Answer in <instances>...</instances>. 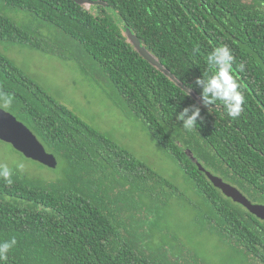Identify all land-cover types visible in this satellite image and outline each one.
<instances>
[{
	"label": "trees",
	"instance_id": "16d2710c",
	"mask_svg": "<svg viewBox=\"0 0 264 264\" xmlns=\"http://www.w3.org/2000/svg\"><path fill=\"white\" fill-rule=\"evenodd\" d=\"M88 1L99 3L0 0V44L59 58L79 49L108 81L112 104L143 124L182 180L84 122L0 51V107L57 160L37 163L58 173L51 181L13 170L11 184L0 178V240L17 241L0 264H209L197 247L209 236L219 241L217 264H264V220L221 194L187 155L264 205V0ZM10 9L66 41L49 45ZM126 31L196 98L142 57ZM223 45L245 98L234 119L220 101L206 107L196 84L212 74L207 56ZM192 105L200 117L188 131L176 116L184 108L191 115ZM175 206L190 215L183 231Z\"/></svg>",
	"mask_w": 264,
	"mask_h": 264
},
{
	"label": "rangeland",
	"instance_id": "374dc122",
	"mask_svg": "<svg viewBox=\"0 0 264 264\" xmlns=\"http://www.w3.org/2000/svg\"><path fill=\"white\" fill-rule=\"evenodd\" d=\"M3 9L4 7L2 11ZM10 10L8 14L13 20L18 24H26L36 29L49 45L54 41L61 44L66 41L64 35L62 37L59 33L45 28L41 22H35L36 20L32 18L20 15L21 12L24 13L23 11ZM9 47L6 50L0 44V51L6 54L52 98L66 106L84 122L111 136L119 145L127 148L134 156L144 160L164 176L169 177L179 173L174 181L181 182L182 177L179 170L173 173L175 169H178L177 164L164 152H159L156 149L155 143L149 138L147 130L140 121L126 117L112 104L113 92L108 81L96 65L90 62L85 54H81L79 49H71L75 53V57L59 58L56 55L42 53L27 47L16 45H9ZM0 109L17 118L7 104L5 109L2 107ZM16 120L20 122V120ZM19 164H22L23 168H18ZM0 165H6L10 170L27 177H44L45 181H51L58 175L53 172L54 169H48L37 162L26 159L14 151L9 144L1 141ZM173 213L178 222L175 230L183 231L182 224H185V219L190 217L187 209L175 206ZM219 246L218 239L212 236L202 237L200 244L197 245L201 256L209 264H217Z\"/></svg>",
	"mask_w": 264,
	"mask_h": 264
},
{
	"label": "clouds",
	"instance_id": "9594fccd",
	"mask_svg": "<svg viewBox=\"0 0 264 264\" xmlns=\"http://www.w3.org/2000/svg\"><path fill=\"white\" fill-rule=\"evenodd\" d=\"M233 61L234 57L227 45L213 48L207 56V63L213 69L212 74L202 73V77L196 79V84L200 86L201 100L206 107L220 101L225 107L227 115L234 119L240 116L245 98L242 91H240L241 85L233 71ZM185 92L189 95L188 91ZM190 107L191 115H188L190 108H184L176 116L178 121H183L182 126L188 131H191L198 125L197 118L200 117V108L196 105ZM185 117L187 118L185 119ZM17 167L23 168V165L19 164ZM12 175L13 173L8 166L0 165V178H3L7 183L11 184ZM16 243L17 241L14 237L0 240V262L7 260L9 252Z\"/></svg>",
	"mask_w": 264,
	"mask_h": 264
},
{
	"label": "water",
	"instance_id": "95a60500",
	"mask_svg": "<svg viewBox=\"0 0 264 264\" xmlns=\"http://www.w3.org/2000/svg\"><path fill=\"white\" fill-rule=\"evenodd\" d=\"M77 4H98L99 2H91L88 0H73ZM130 42L133 47L140 53V55L146 58L154 67L160 69L165 76H167L172 82L182 87L185 91H188L189 95L196 98L194 93L183 87L177 79L173 77L165 68H163L159 62L148 55V52L140 46L139 41L126 31ZM0 141L9 144L17 152L22 154L27 159L44 164L49 167L56 166L55 157L48 153L43 145L37 140L36 136L22 123L17 121L12 115L0 109ZM187 155L196 162V166L200 172H203L208 178L212 186L218 189L221 194L231 199L233 202L243 206L248 212L255 215L257 218L264 220V205L250 202L237 188L224 182L220 177L213 175L209 171L205 170L200 163H198L191 153L188 151Z\"/></svg>",
	"mask_w": 264,
	"mask_h": 264
}]
</instances>
